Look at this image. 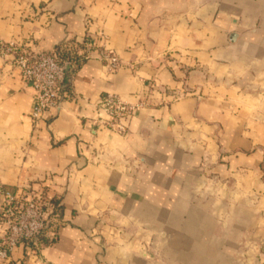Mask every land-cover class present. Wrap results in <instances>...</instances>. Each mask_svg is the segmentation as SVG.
Segmentation results:
<instances>
[{
  "label": "crops",
  "instance_id": "0c3cea01",
  "mask_svg": "<svg viewBox=\"0 0 264 264\" xmlns=\"http://www.w3.org/2000/svg\"><path fill=\"white\" fill-rule=\"evenodd\" d=\"M0 42L119 61L78 54L35 122L0 54V186L61 201L57 239L5 264H264V134L246 128L263 114L264 0H0ZM106 94L136 107L124 134L97 124Z\"/></svg>",
  "mask_w": 264,
  "mask_h": 264
},
{
  "label": "built area",
  "instance_id": "2783aa9c",
  "mask_svg": "<svg viewBox=\"0 0 264 264\" xmlns=\"http://www.w3.org/2000/svg\"><path fill=\"white\" fill-rule=\"evenodd\" d=\"M61 48L40 50L19 42H0L1 56L11 58L22 81L34 90L30 116L35 122L42 120L46 112L59 108L69 95L65 90L67 76L75 68L77 58L61 60ZM69 50L85 55V58L97 55L107 62L111 70L119 67L117 56L105 48L93 50L90 44H85L82 53L77 46L69 47ZM98 106L107 113L105 123L97 122L99 127L103 126L118 134L126 133L135 106L115 94L102 96ZM0 194V264H5L19 247L36 253L44 241L51 243L57 239L60 218L58 207L61 201L56 205L53 200L59 198L47 188L43 187L27 195L20 190L0 186Z\"/></svg>",
  "mask_w": 264,
  "mask_h": 264
},
{
  "label": "rangeland",
  "instance_id": "374dc122",
  "mask_svg": "<svg viewBox=\"0 0 264 264\" xmlns=\"http://www.w3.org/2000/svg\"><path fill=\"white\" fill-rule=\"evenodd\" d=\"M204 2H211V1H216V0H203ZM238 1H243V0H238ZM248 1H251V0H248ZM258 91L255 92V97L257 98L258 97ZM249 108H250V111L252 112V114H258V113H262V115H255V116H252V117H249L247 120V129H252L251 130V133H252V141L254 142L255 138H257V136L260 134V135H263L264 133L262 132H259L258 131V124L259 122H264V94H263V98L262 100H255V101H251L250 104H249ZM261 111V112H260ZM255 126V127H254ZM262 143H264V137L263 139L261 140ZM261 172L264 173V168L262 167L261 168ZM229 187H231V184L229 183Z\"/></svg>",
  "mask_w": 264,
  "mask_h": 264
},
{
  "label": "trees",
  "instance_id": "16d2710c",
  "mask_svg": "<svg viewBox=\"0 0 264 264\" xmlns=\"http://www.w3.org/2000/svg\"><path fill=\"white\" fill-rule=\"evenodd\" d=\"M75 45L76 44H74V43H68V44H66L65 46H63L62 48H61V50L59 51V55H60V59L61 60H65V59H67V58H71V57H73V58H77L78 59V54L77 53H74V52H72V51H70L69 50V47H75ZM68 76H69V74H68ZM68 76H67V78H68ZM59 201H60V199H54L53 200V202L57 205L58 203H59ZM58 211H60L61 212V206L60 207H58ZM44 240V239H43ZM42 240V241H43ZM46 241H44V243H45Z\"/></svg>",
  "mask_w": 264,
  "mask_h": 264
}]
</instances>
